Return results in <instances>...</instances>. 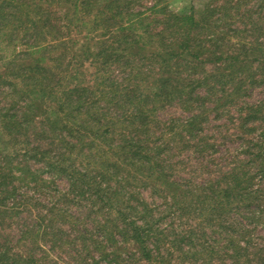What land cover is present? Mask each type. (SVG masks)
Returning <instances> with one entry per match:
<instances>
[{
  "label": "trees",
  "instance_id": "obj_1",
  "mask_svg": "<svg viewBox=\"0 0 264 264\" xmlns=\"http://www.w3.org/2000/svg\"><path fill=\"white\" fill-rule=\"evenodd\" d=\"M141 1L0 0V264H264V0Z\"/></svg>",
  "mask_w": 264,
  "mask_h": 264
},
{
  "label": "rangeland",
  "instance_id": "obj_2",
  "mask_svg": "<svg viewBox=\"0 0 264 264\" xmlns=\"http://www.w3.org/2000/svg\"><path fill=\"white\" fill-rule=\"evenodd\" d=\"M201 1L202 0H167L166 4L169 5L170 9L177 10L180 7L187 6L190 3H194L195 6H198L200 5ZM144 2L145 0H142L141 4H145ZM244 94L245 95H243V97L237 103L238 105H241L242 102L253 103L258 100H261L264 97V87L262 85L250 86L249 88H247ZM238 105L236 106L238 107ZM165 114H169L170 116H175V117L178 116L185 117L188 115V112L182 111L181 109H179V107H168ZM205 114H206L205 120L202 119L203 121L201 124L202 131L203 134H205L208 137L207 141L213 144L212 150H208L210 151L211 159L213 160V163L210 162L211 166L209 167V170L211 172H214V174H216L215 173L216 165H218L219 168L221 167L223 168V166H225L224 169H226V166H230L232 162H234V164L235 162L239 163V160L247 157V153L244 152L242 147V141H243L242 138L243 139H245V137L253 138L254 132L248 135L244 127L238 126L240 124V120H239L240 112L234 106L231 107L228 110V112L221 111L218 112V114L216 115L215 111H210ZM263 114H264V109H263ZM252 124L254 125L259 124V121L257 120L248 123L249 126H251ZM178 172L179 174H181V176H183L184 171L179 170ZM201 172L202 171H198L197 173L198 175L195 179L197 182L203 180V178H201L199 174H204L202 175L203 177L206 176L207 172L206 173H201ZM255 182H257V179L255 180ZM58 186L61 187L60 182L58 183ZM143 194L145 197H148V194L145 193V191ZM153 198L156 201L160 200L158 197H153ZM258 225L252 231L254 238H257V236H261L262 234L264 235L263 229H261ZM15 250H18V248ZM21 251H23V249H21ZM56 253L54 252V254ZM58 253L61 254L62 256L65 255L60 252ZM69 261L70 259L66 257L62 259V262H60V264H71V262ZM101 264H104V262H102ZM141 264H146V263L142 262ZM173 264H177V262L174 261Z\"/></svg>",
  "mask_w": 264,
  "mask_h": 264
}]
</instances>
